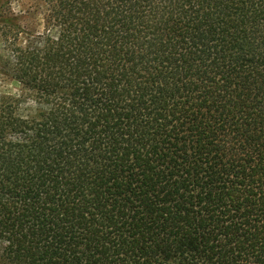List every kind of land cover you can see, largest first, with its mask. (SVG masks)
I'll return each instance as SVG.
<instances>
[{
    "label": "trees",
    "instance_id": "obj_1",
    "mask_svg": "<svg viewBox=\"0 0 264 264\" xmlns=\"http://www.w3.org/2000/svg\"><path fill=\"white\" fill-rule=\"evenodd\" d=\"M44 2L0 95L2 264H264V0Z\"/></svg>",
    "mask_w": 264,
    "mask_h": 264
},
{
    "label": "rangeland",
    "instance_id": "obj_2",
    "mask_svg": "<svg viewBox=\"0 0 264 264\" xmlns=\"http://www.w3.org/2000/svg\"><path fill=\"white\" fill-rule=\"evenodd\" d=\"M46 11L44 0H0V95L16 94L20 88L19 83L10 76L13 61L11 44L14 41L22 45L41 42L46 32ZM9 17L10 21L3 23L2 19ZM3 30H6V37L2 35Z\"/></svg>",
    "mask_w": 264,
    "mask_h": 264
}]
</instances>
